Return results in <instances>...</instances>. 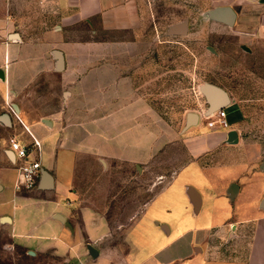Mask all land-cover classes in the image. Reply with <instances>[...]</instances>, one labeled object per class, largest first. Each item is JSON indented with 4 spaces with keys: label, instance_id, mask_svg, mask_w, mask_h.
Wrapping results in <instances>:
<instances>
[{
    "label": "crops",
    "instance_id": "crops-1",
    "mask_svg": "<svg viewBox=\"0 0 264 264\" xmlns=\"http://www.w3.org/2000/svg\"><path fill=\"white\" fill-rule=\"evenodd\" d=\"M207 2L231 8L238 32L264 44V0ZM147 29L144 0H0V219L24 246L7 193L25 206L65 199L68 214L74 171L89 156L105 171L133 170L153 191L124 228L120 264H264V149L244 127L243 103L221 88L226 129L201 123L205 100L195 124L187 114L181 128L163 121L140 64ZM7 105L40 141L41 171L52 178L40 189V171L33 196L13 188L20 160L9 142L31 140ZM57 205L47 218L65 237ZM83 217L94 235L109 231L97 206ZM30 221L18 224L31 232Z\"/></svg>",
    "mask_w": 264,
    "mask_h": 264
},
{
    "label": "rangeland",
    "instance_id": "rangeland-1",
    "mask_svg": "<svg viewBox=\"0 0 264 264\" xmlns=\"http://www.w3.org/2000/svg\"><path fill=\"white\" fill-rule=\"evenodd\" d=\"M144 5L149 42L140 64L146 69L149 99L162 120L181 128L186 114H203L199 86L211 84L242 101L247 114L244 127L256 134L254 138L264 149V44L240 34L237 19L233 26L209 19L207 12L214 8L207 0H144ZM180 23L187 24L185 33L168 32ZM200 121L205 124L202 117ZM73 176L70 191L75 198L67 202L71 208L68 214L65 199L50 197L53 200L47 203L25 206L6 192L15 232L28 236L16 239L24 245L19 246L11 227L0 223V264H120L127 251L124 228L153 191L133 170L119 167L105 171L89 156L79 159ZM56 204V213L67 215L65 237L58 232L61 222L47 218ZM90 204L108 220V232L94 235L87 230L83 213L89 211ZM20 220H31L34 230L20 226ZM88 244L98 251L96 257L90 255Z\"/></svg>",
    "mask_w": 264,
    "mask_h": 264
},
{
    "label": "built area",
    "instance_id": "built-area-1",
    "mask_svg": "<svg viewBox=\"0 0 264 264\" xmlns=\"http://www.w3.org/2000/svg\"><path fill=\"white\" fill-rule=\"evenodd\" d=\"M9 110L14 114L17 121L21 123L17 114L12 110V108L7 105ZM206 127L217 129H226L228 125L225 121V113L223 109H219L213 113H206L202 115ZM24 130L28 133L30 137V144L23 145L20 142L11 139L9 142V149L14 153L15 157L20 160V164L16 167L17 176L14 182V190L17 193H28L36 188V182L41 171L40 157H41V145L40 141L37 140L29 130L21 123ZM32 154L31 159L28 155Z\"/></svg>",
    "mask_w": 264,
    "mask_h": 264
},
{
    "label": "water",
    "instance_id": "water-1",
    "mask_svg": "<svg viewBox=\"0 0 264 264\" xmlns=\"http://www.w3.org/2000/svg\"><path fill=\"white\" fill-rule=\"evenodd\" d=\"M207 16L209 19L224 23L228 26H233L235 22V13L233 10L229 7H216L212 9L211 11L207 12ZM187 24L186 23H180L171 26L168 29L169 33L172 34H183L186 32ZM0 76L2 77V73L0 72ZM199 91L201 95L204 97V100L207 104L206 113H213L219 109L224 108L228 103V97L224 90L221 88H218L211 84H205L199 86ZM205 113V114H206ZM3 119H5V116H3ZM197 116L195 114L189 113L187 114V123L186 125H193L196 123ZM234 135V133H231L229 136ZM52 187V178L50 174H48L45 170L41 171V181L39 184L40 189H48ZM264 205V199L262 201ZM60 219V218H59ZM1 223H9L10 218L9 217H2L0 219ZM87 249L91 256L96 257L98 255V251L94 249L91 245H87ZM32 253V252H31ZM33 254V253H32Z\"/></svg>",
    "mask_w": 264,
    "mask_h": 264
}]
</instances>
